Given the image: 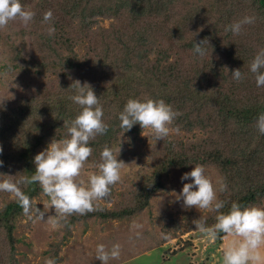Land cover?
Instances as JSON below:
<instances>
[{
    "label": "trees",
    "instance_id": "obj_1",
    "mask_svg": "<svg viewBox=\"0 0 264 264\" xmlns=\"http://www.w3.org/2000/svg\"><path fill=\"white\" fill-rule=\"evenodd\" d=\"M173 1L41 0L42 3L36 5L37 10L33 9V19L46 31L43 46L40 32L36 30H24L12 37L10 33L3 39L0 37V73L9 74L13 79L17 77L16 72L25 77L51 71L57 75L58 84L63 87L61 88L65 89L56 92L53 88L58 86L44 87L41 94L31 99L18 98L14 102L8 100L6 106L0 102V147H4L9 141L12 147L8 156L20 162V175L30 176L34 172L35 154L53 138L59 140L65 136L64 120L74 118L79 111V107L69 99L72 89L68 86L74 79L83 83L84 76H90L91 71L93 79L87 82L92 85L96 95L100 96L104 118H108L106 122L110 125L105 135L90 141L95 158L100 157L99 153L105 146L114 151V147L121 143L119 136L122 134L141 130L138 123L124 133L119 126L118 113L129 98L163 99L171 105L180 101L190 102L191 113L187 116H190V127L212 126L221 138L213 135L215 139L211 143L210 139L208 142L206 138H201L196 141V149L193 144L194 149L188 152L181 153L178 150L171 154L169 150L158 176L161 172L167 173L171 167L186 169L196 164L213 165L219 168L221 179L227 184V189L219 193V199L226 201L221 211L226 212L233 201L243 206H254L264 201V135L258 131L250 132L255 127L257 116L264 113V97L259 100L260 96H264V87L258 88L254 75L248 71L257 48L246 45L240 48L236 42L237 34L225 31L227 25L241 19L246 12L232 16L230 11L222 10L231 7L228 3L226 6L222 5L227 0L190 1L186 12L181 11L174 22H187L190 25L193 21L195 34L187 32L185 38L182 36L183 44L188 41L187 46H193V41L199 43L204 40L203 47L207 49L208 58L197 67L190 68V64H187L186 75L180 76L178 67L182 68L184 63L174 60L165 64L168 54H155L153 62L148 66L144 62L151 53L153 42L166 39L165 35L159 38L155 36L157 32H154L168 25L166 17L171 13ZM228 1L237 6L235 0ZM214 3L220 10L214 7ZM249 5V13L256 16L257 22L264 18V0H250ZM49 10L52 12V19L43 22V14ZM220 11L226 16H221ZM121 14L125 22L142 21L141 31L127 25L123 30L126 34L121 37L117 35V38L109 34L108 29L92 30L93 25L97 24L95 18L103 16L120 19ZM50 25L55 28L52 36L47 32ZM242 29L245 30L243 27ZM28 36L33 42L27 40ZM92 38L101 47L98 45L94 50L86 47L80 55L76 46ZM225 55L232 63L231 70L240 68L244 74L242 80L229 78L223 59ZM233 81L235 84L230 85ZM143 88L147 91L146 94L142 93ZM242 93L248 97L246 102L243 101ZM224 137L226 140L223 142ZM207 145L211 147L208 151L204 150ZM95 153L97 154L94 155ZM161 186L163 184L147 185L140 181L129 198L122 197L121 205L113 208L99 206L98 210L85 215L73 214L67 218V223L71 227L82 219L130 218L149 206L152 196ZM23 191L30 198L42 192L36 183L30 184ZM130 198L132 201L128 204L126 201ZM22 214L20 205L15 201L0 209V232L6 234V242L8 240L14 244V221ZM215 215V212L210 211V220L205 219L208 226L215 223ZM188 229H196L193 220ZM218 235L222 238L225 234ZM5 246L3 243L0 256L10 258L3 264H18V260L12 255L14 247L11 246L9 254Z\"/></svg>",
    "mask_w": 264,
    "mask_h": 264
},
{
    "label": "rangeland",
    "instance_id": "obj_2",
    "mask_svg": "<svg viewBox=\"0 0 264 264\" xmlns=\"http://www.w3.org/2000/svg\"><path fill=\"white\" fill-rule=\"evenodd\" d=\"M190 1L192 2V0H174L172 2L174 4L168 16L170 18L166 17L169 20L168 25L154 32H157L155 36L160 38L165 35L166 39H158L153 42L150 48L151 53L144 60L145 66L153 62L155 54L157 56L168 54L165 64L174 60L183 62L184 66L178 68L181 71L180 76H185L187 64H190V68L191 66L197 67L201 61H205L208 58V54L203 57L195 55L193 46H187L188 41L187 44H183L182 36L185 38L187 32L195 34L193 32L195 28L193 21L190 22V25L187 22H174V18L180 15L181 11L183 13L186 12ZM235 1L237 6L228 0L224 1L222 3L223 6L228 3L231 7L222 10L230 11L229 13L232 16L240 12H246V15H251L249 13L251 10L250 0ZM40 3H42L41 0H22V4L32 11L33 9L37 10L36 5ZM214 7L220 10L215 3ZM194 13L195 11H193ZM220 15L222 16L224 13L220 11ZM184 17H187V15H184ZM225 18L228 19V17ZM95 20H97V24L93 25V31L100 28L103 30L108 29L110 31L109 34L114 37H117V35L121 37V35L126 34L123 30L126 29L127 25H132L138 31L142 29V21L129 22V20L125 22L122 14L120 19L101 16L95 18ZM35 24L36 21L34 19L25 24L17 18L0 28V37L3 39L7 38L10 33L12 37L24 30L27 32L36 30L40 32V42L41 46H43L44 43L42 41L45 38L46 31L40 23ZM242 27L245 28V30L241 29L240 31L242 35H236V42H238L240 48L243 45L255 47L257 48L256 53L264 48V18L257 22L255 16L254 23L246 24ZM106 33L108 34V32ZM26 38L28 41L33 42L30 36ZM98 45L99 43L94 42L92 38L90 41L87 39L86 42L79 43L75 49L82 55L86 47H91L94 50L98 48ZM99 47L101 46L99 45ZM223 59L226 64V73L231 78L232 70L230 66L232 63L227 55ZM89 74L90 76L88 74L84 76L83 82L93 79L91 71H89ZM15 76L17 77L12 79L9 74L0 73V102L4 106H6L5 103L8 100L14 102L18 98L21 100L24 98L31 99L35 95L41 94L44 87L58 86L53 88L56 92L65 90L62 89L61 84H58L57 75L51 71L25 77L21 73L16 72ZM214 80L217 81V79ZM232 84H235V81L230 85ZM239 86L242 87L241 84ZM142 90V93H147L144 88ZM242 97L244 102L248 100L244 93H242ZM263 97L260 96L259 100ZM249 98L251 99L252 96H249ZM190 104V102L180 101L172 105L180 115L170 125L169 136L164 141H156L150 130L145 129L143 131L141 129L136 133L122 134L121 137L119 136L121 143L114 147V153L118 155V159L125 162L121 168V179L111 187L110 195L107 198L97 202L98 206L113 208L121 205L122 197L129 198L140 181L145 182L147 185L163 184L152 196L148 207H145L130 218L110 220H101L100 218L82 219L71 227H69L67 222L53 225L50 222L28 219L22 214L14 221L15 228L12 233L14 244L8 242V240L6 242V234L3 231L0 232V250L3 247V243H5L8 253L11 250V246H13L15 251L12 252V255L18 260V264H45L46 259H53L57 264H101L99 260L94 258L96 245L104 243L107 247H111L113 243H119L121 245L120 257L110 260L108 264H222L223 250L233 239L237 238L225 234L222 238L217 235L214 239H210L196 229L189 230L188 225L194 219L204 217L210 220V211L197 210L195 207L185 209L182 207V200L177 201L175 198V193H179L183 183L187 182L180 180L181 175L190 171L194 165L186 169L171 167L167 173L161 172V175L158 176L163 159L169 150L171 154L178 150L181 153L188 152V150L194 149V145L196 149V141L201 138H206L207 141L210 139V143L215 139L212 137L213 135L221 138L219 132L213 129L212 126L190 127L191 123H188L190 116L187 118L191 113ZM191 115H194V113ZM142 131L144 135H142ZM250 132L256 133L257 129L254 127ZM225 140L226 137H224L223 142ZM11 147L8 140L6 145L2 147L0 159L3 158L4 163L0 166V178H8L9 175H12L11 178L14 179L20 175V162L12 160L8 156ZM210 149L209 145L204 148L206 151ZM96 158L91 155L85 162L81 173V178L85 182L89 174L97 171L100 157L96 156ZM205 168L214 182L221 179L220 170L217 166L210 165L205 166ZM29 186L23 187L22 190ZM219 193H217L218 199L220 197ZM33 198L37 201V207L41 209H43V204L45 206L48 205V197L42 192ZM128 200L126 202L129 204L132 200L131 198ZM14 201L16 202L8 193L0 192V209L4 208L7 203H13ZM254 206L264 207V201ZM52 214H54V211L50 208L48 213H46V217ZM51 218L55 219L54 216ZM136 225L139 227H136ZM261 253L262 258H264V246L261 248ZM0 257V264L10 258V256L7 259L6 256L2 258V255ZM262 264H264V260H262Z\"/></svg>",
    "mask_w": 264,
    "mask_h": 264
},
{
    "label": "clouds",
    "instance_id": "obj_3",
    "mask_svg": "<svg viewBox=\"0 0 264 264\" xmlns=\"http://www.w3.org/2000/svg\"><path fill=\"white\" fill-rule=\"evenodd\" d=\"M35 12L27 9L22 0H0V28L17 18L29 23ZM52 19L51 10L43 14V22ZM255 22V16L245 15L241 19L227 25L225 31L239 34L242 26ZM54 26L47 29L48 35L54 34ZM204 40L193 41V53L203 57L207 49ZM248 71L255 77L256 86L264 87V48L260 49L249 64ZM233 80L240 81L244 74L240 68L231 71ZM68 88L72 89L69 99L79 107L74 118L64 120L66 134L63 138L52 139L47 146L33 157L34 172L29 175H18L14 179L0 178V192L8 193L20 205L28 219L50 222L53 225L67 222L73 214L85 215L98 210V201L110 195L111 187L120 181L122 160L114 151L105 146L99 153L100 161L97 171L87 176L85 182L81 173L85 162L92 155L90 141L97 136L105 135L110 125L104 118V109L92 85L79 79L72 80ZM2 107V106H0ZM180 113L163 99L129 98L118 113L119 126L123 133L133 125L139 124L141 129L150 130L153 138L165 140L170 133V125ZM255 127L264 135V113L257 116ZM142 131V135L143 134ZM0 147V153H2ZM120 152V150H119ZM4 161L0 159V166ZM183 186L175 193L177 201L182 200V207L215 212V223L208 226L205 218L193 220L194 227L202 234L214 239L218 234H227L233 239L223 250L222 264H262L261 248L264 246V207L243 206L233 201L226 212L221 211L226 201L218 199L217 193L227 189L225 181H213L202 164H196L181 177ZM36 183L42 193L48 197V205L43 209L37 207L35 198H30L22 188ZM43 203V202H42ZM54 214L47 215L49 209ZM54 216L55 219L51 217ZM136 227H139L136 225ZM121 255V245L113 243L107 247L98 243L95 247L96 260L108 264L110 260ZM45 264H55L53 259H46Z\"/></svg>",
    "mask_w": 264,
    "mask_h": 264
}]
</instances>
